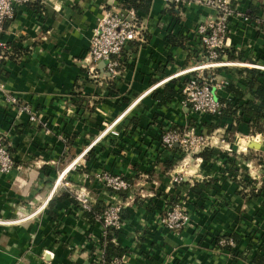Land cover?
I'll return each instance as SVG.
<instances>
[{
    "label": "crops",
    "instance_id": "0c3cea01",
    "mask_svg": "<svg viewBox=\"0 0 264 264\" xmlns=\"http://www.w3.org/2000/svg\"><path fill=\"white\" fill-rule=\"evenodd\" d=\"M35 1L16 9L0 35V133L16 163L10 174L0 173V264H96L103 228L65 198L72 195L68 189L56 187L63 172L65 181L89 190L94 207L121 199L105 189L100 175L131 180L123 228L112 240L126 251L125 264H254L264 245V194L255 196L264 135L246 124L233 131L232 118L192 114L181 93L166 104L154 97L192 75L182 73L200 62L197 28L214 11L191 6L174 15L163 0H147L142 8L148 11L138 10L145 41L128 45L114 78L102 63L90 71L89 49L100 16L129 0ZM231 2L250 22L232 21L228 49L218 61L230 65L209 74L229 82L215 90L216 98L241 109L255 100L251 83L264 82L257 68L264 67V28L256 24L264 19V0ZM171 36L186 38L184 47L171 45ZM6 95L28 104L38 123L7 107ZM194 126L205 136L224 137L234 152L230 160L215 148L204 151L214 153L208 161L204 152L191 157L185 183L176 186L170 176L182 165L181 150H166L161 136ZM237 136L261 148L239 155ZM169 199L183 201L190 214L179 233L160 223ZM232 233L241 237L234 253L218 249L219 237Z\"/></svg>",
    "mask_w": 264,
    "mask_h": 264
},
{
    "label": "built area",
    "instance_id": "2783aa9c",
    "mask_svg": "<svg viewBox=\"0 0 264 264\" xmlns=\"http://www.w3.org/2000/svg\"><path fill=\"white\" fill-rule=\"evenodd\" d=\"M167 7L183 9L191 6H203L214 11V18L201 24L197 28V37L200 43V62L182 73L191 75L181 84V103L188 107L192 114L199 117H210L218 120L222 116V111L226 108L225 103L216 98L215 90H222L229 84L228 81L219 82L215 76L209 74L216 68L228 66L230 64H220L219 59L225 55L232 33V21L238 19L242 22H250L248 16L238 12L232 5L231 0H163ZM35 2V0H0V35L5 31L6 24L15 17L16 9ZM258 27L264 28V19H257ZM146 26L141 24L139 15L134 9L125 8L123 5H114L106 10L98 19L93 31V37L89 49L90 71L96 72L99 63H107V71L116 78L121 68V59L124 51L132 42L145 41ZM4 55L0 47V67ZM264 70V67H257ZM5 104L7 107H15L20 112L29 113L30 121L38 123V116L32 108L22 102L15 95H6ZM248 137H236L238 154H247L250 144ZM161 143L166 150H172L176 146L181 150L182 165L179 172L170 176L171 182L176 186L185 183L188 176V166L191 157H196L208 148H215L226 153L225 159L231 158L234 149L224 137L205 136L195 128L189 127L184 131L175 128L167 129L161 136ZM230 160V159H229ZM75 164L68 167L73 168ZM16 169V163L10 152L7 136L0 133V173L10 174ZM260 185L264 186V165L260 166ZM66 173V172H65ZM99 182L108 191L119 194L129 191L133 185L126 179L109 173H104L98 177ZM58 186L68 189L80 205L81 211L93 213L94 203L89 190L73 186L64 179V172L57 181ZM257 186L256 192L260 187ZM148 195L143 194V197ZM125 207L122 199L116 198L113 202L104 207L101 215L95 216V221L103 228L102 241H105L111 234L114 236L123 228L122 212ZM190 222V214L183 201H166L164 213L160 218V223L165 229L172 233H179ZM236 247L232 239L219 237L217 248L226 251L227 248ZM96 264H125L123 258L115 259L111 263L105 261V251L98 255Z\"/></svg>",
    "mask_w": 264,
    "mask_h": 264
},
{
    "label": "trees",
    "instance_id": "16d2710c",
    "mask_svg": "<svg viewBox=\"0 0 264 264\" xmlns=\"http://www.w3.org/2000/svg\"><path fill=\"white\" fill-rule=\"evenodd\" d=\"M36 2L37 1H35L34 3H31L30 5L31 6H37ZM146 4L148 6L149 1H147V0H129V3L127 6H125V8L134 9L137 13H138V10H143L146 12V11H148V9L145 10L144 8H142ZM170 9H171L170 10L171 13H173L175 15V9L173 7H171ZM186 40L187 39L184 37L171 36L169 38L171 45L177 46V47H184ZM230 58L234 59L235 57H230ZM121 67H122V63H121ZM256 74H258V73L256 72ZM179 87L178 88L177 87L168 88L162 94L155 93L154 97L161 104L169 103V102L173 101L175 97L180 95L181 87H180V89H179ZM251 88L254 91L253 96H254L255 100L248 103L245 107H242L241 109L239 107H237V105L234 104L233 102H223V103H225L226 108L222 111L221 118L227 117V118H232L235 120V122L237 123V127H234L233 131H236L238 129V126H240V124H246L249 128L252 129L253 133L264 135V82L251 83ZM228 90H230V88H228ZM238 110H241V112H242L241 117L238 115ZM245 118H247L246 121L244 120ZM194 128H195V126H194ZM176 129H178L181 132L183 131L182 129H179V128H176ZM213 155H214L213 152H204L201 154V157H203L206 161H208V160L212 159ZM179 159H182L181 155H179ZM225 162H227V160ZM130 181L131 180H129V182ZM260 190L261 191H259V193H257V195H255L256 197H259L260 194H262V192L264 194V186ZM128 195H129V191H126V192L119 193L118 196L122 200H125V199H127ZM67 197L70 198L72 201L75 200L73 194L71 196L67 194L65 196V198H67ZM171 201L177 202L176 199H171ZM103 211H104V208L100 204H97L93 209V213H90V219L95 221V216L101 215L103 213ZM224 237H225V239H232L235 242V244H237V243L239 244L241 241V237L237 233H232L231 235H225ZM112 240H113V235L111 234L110 236H108L106 238L105 243H104L105 261L107 263H111L115 259L122 258L126 253L125 250L121 249L120 247H117L112 242ZM225 252H231L232 254L234 253V251L230 248H227V250ZM253 262H254V264H264V245H262V247L260 248V252L255 256Z\"/></svg>",
    "mask_w": 264,
    "mask_h": 264
},
{
    "label": "water",
    "instance_id": "95a60500",
    "mask_svg": "<svg viewBox=\"0 0 264 264\" xmlns=\"http://www.w3.org/2000/svg\"><path fill=\"white\" fill-rule=\"evenodd\" d=\"M101 65L105 66V65H107V63L103 62ZM250 148L254 149V150H259L261 148V143H257L255 141H253L252 144H250Z\"/></svg>",
    "mask_w": 264,
    "mask_h": 264
}]
</instances>
